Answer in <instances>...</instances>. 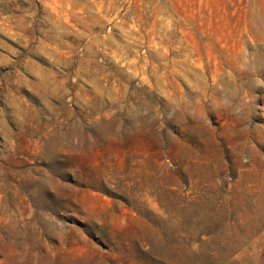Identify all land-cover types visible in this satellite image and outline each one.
Masks as SVG:
<instances>
[{
	"label": "rangeland",
	"instance_id": "1",
	"mask_svg": "<svg viewBox=\"0 0 264 264\" xmlns=\"http://www.w3.org/2000/svg\"><path fill=\"white\" fill-rule=\"evenodd\" d=\"M0 264H264V0H0Z\"/></svg>",
	"mask_w": 264,
	"mask_h": 264
}]
</instances>
